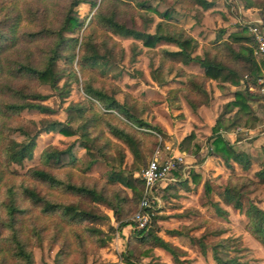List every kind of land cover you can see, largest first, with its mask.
I'll list each match as a JSON object with an SVG mask.
<instances>
[{"label": "trees", "instance_id": "trees-1", "mask_svg": "<svg viewBox=\"0 0 264 264\" xmlns=\"http://www.w3.org/2000/svg\"><path fill=\"white\" fill-rule=\"evenodd\" d=\"M239 1L247 10L259 9L264 26V0ZM170 2L188 12L197 7L207 11L217 5V0ZM81 5L97 9L87 27L76 12ZM52 6L56 12L61 7V16L53 13ZM138 7L153 9L145 0H102L101 4L97 0H0V264H36L34 249L48 239L60 246L55 264H87L89 256L106 248L116 234L132 226L126 219L138 211L144 182L134 169L126 171V148L114 143L105 131L127 146L137 161L142 158L151 136L141 131L160 130L134 114L137 102L130 103L128 94L123 100L117 98V94L122 93L120 88L114 87L111 94L106 91V87L111 86L105 80L111 68V57L115 50L121 49L113 36L142 42L150 49L164 43L175 45L177 51L161 50L155 54L160 58L156 72H176L186 79L180 92L194 113L210 104V83L215 82L222 91L243 85L245 89L235 92L234 100L225 104L212 129L210 155L221 158L228 169L233 163L244 170L251 168L249 156L237 152L223 132L252 129L260 121L250 105L256 97H261L259 92L251 91L262 74L261 62L255 55L254 37L247 28L231 34L228 40H223L224 35L220 33L215 45H204L203 55L194 56L200 43L179 26L161 22L154 34L139 31L134 25L129 27L127 19L144 17ZM171 13L172 8L162 17L171 18ZM103 49L105 54L101 53ZM183 66L200 68L202 74L186 73ZM77 71L84 80L88 102L98 103L102 113L87 104L74 103L67 108L65 122L42 120L38 127L35 121L23 118L26 111L44 115L56 112L42 103L48 96L34 91L31 85L48 86L68 99L73 85L79 83ZM51 133L78 137L79 146L90 160L88 166L85 168L75 154L73 144L65 151L46 150L41 164L25 174L11 169L12 165L32 160L40 135ZM14 135L23 140L14 139ZM195 140L196 133L192 132L180 147L200 157L199 146L196 145L194 151L191 149ZM97 141L103 142V147L98 148ZM114 150L119 154V163L109 164L108 153ZM262 151L264 154V146ZM97 163L110 166L107 180L86 175ZM191 176L194 183H200V174L192 172ZM256 176L259 182L239 179L244 184L227 187L222 197L228 205H234L246 215L248 232L264 246V210L252 201L245 208L242 202L246 192L264 185V156L263 167ZM211 193L207 183L206 203L211 204L217 216L227 220L229 213L219 203L212 202ZM104 208L113 213L117 227L111 224V217ZM150 213L147 228L135 230L129 242L139 244L145 257H155V250L159 249L175 264H186L182 260L184 250L160 236L159 222L163 218L154 211ZM106 225H109L107 232L100 227ZM168 233L184 235L178 230ZM224 234L223 229L206 228L198 240L202 251L206 253L211 247L216 264H249L239 256L222 257L223 252L243 250L240 238H222ZM210 237L218 240L209 246L205 240ZM122 257L125 264H139L133 262L128 253Z\"/></svg>", "mask_w": 264, "mask_h": 264}, {"label": "rangeland", "instance_id": "rangeland-1", "mask_svg": "<svg viewBox=\"0 0 264 264\" xmlns=\"http://www.w3.org/2000/svg\"><path fill=\"white\" fill-rule=\"evenodd\" d=\"M97 1L99 4L102 2V0ZM145 1L153 9L142 10L138 7V12L144 17L139 16L135 20L127 19L128 26L134 25L137 30L149 34H154L157 25L161 22L179 26L200 43L194 56L203 55L204 45H215L220 33L224 35L223 40H228L231 34L238 33L245 28L249 30L253 24H256L258 18L261 19L259 9L253 8L249 9L251 12H247L248 10L239 0H217V6L212 10L205 11L197 7L191 12L183 10L180 6H172L170 0L168 2L162 0ZM52 8L54 9V6ZM170 8H172L171 18L169 16L162 17ZM57 10L58 12L54 9L55 12L53 13L59 17L61 16L59 15L61 7H58ZM96 10H91L89 5H81L76 9L85 27L94 20ZM83 32L84 30L80 33L81 39ZM113 38L121 45V49L115 50L114 56L111 57V68L105 76V80L111 86L106 87V91L111 94L114 87L120 88L122 93L117 94V98L123 100L126 97L125 94H128L130 103L137 102L133 108L134 114L160 130L145 129L141 131L151 136H149V143L142 158L137 161L127 146L114 138L107 130L105 131L106 136L114 143L126 148V171L134 169L136 176L140 178L147 163L157 156L163 160H168L172 156L182 158V162L178 161L176 171L169 176L167 181L159 184L155 190L152 211L155 212V215L163 218L159 222L160 236L184 250L185 256L182 260H185L186 264H216L211 247L204 253L198 240L202 238L206 228L223 229L225 234L222 238H240L243 250L237 253L223 252L222 257L227 259L239 256L242 261L249 264H264V246L248 232V218L234 205H228L222 197L227 187L244 184L239 179L246 178L251 182H259L256 174L263 167L264 156L262 151L264 146V104L261 97H256L250 102L252 109L260 116V121L254 128H243L238 134L236 131L223 132L230 142V135H236L233 136L236 139H233L235 143L231 142V144L237 152L249 156L251 168L244 170L233 163V167L228 169L221 158L210 155L213 148L212 129L221 117L225 104L232 102L235 92L244 90L245 87L243 85L236 88L229 87L228 90L222 91L215 82L210 83L208 85V93L211 96L210 104L194 113L180 92L185 86L186 79L177 75L176 72L168 73L167 70L156 72L160 58L155 54L161 50L177 51L178 48L175 45L150 49L145 47L142 42L133 39L116 36ZM101 53L105 54L104 49ZM183 69L186 73L202 74L200 68L197 67L183 66ZM77 74L79 83L73 85L71 96L68 99H63L48 86L35 87L31 85L34 91L48 96V99L42 103L53 108L56 112L53 115H44L36 111H26L22 114L23 118L35 121L38 127L41 126L42 120L65 122L68 118L67 108L74 103L87 104L95 111L102 113V108L98 103L88 102L89 99L84 92V80L79 71ZM192 132L196 133V140L191 149L194 151L196 145L199 146L201 148L200 157L191 152L182 151L180 147L183 139ZM13 138L18 141L23 140L18 135H14ZM78 140V137H64L56 133L42 134L37 140L33 159L25 161L21 165H12L11 169L25 174L41 164L46 150L54 148L65 151L73 144L76 145L75 154L86 168L90 160L85 150L79 146ZM103 144L101 141L96 142L98 148L103 147ZM108 160L110 161L109 164H118L119 154L117 151L108 153ZM110 170L111 168L107 163H97L86 175L107 180ZM192 172L201 175L199 184L193 182ZM207 183L212 189V202L219 203L229 213L227 220L217 216L211 204L206 203L204 194ZM250 201L264 210L263 184H259L256 188L245 193L242 199L245 208L248 207ZM139 209L140 205H138V211ZM104 210L111 217V224L117 227L118 223L113 213L107 208ZM134 216L133 214L126 219V221L131 222L132 226L124 229L122 234H116L115 239L106 248L89 256L87 264H125L122 256L127 253L130 254L133 262H139V264H175L169 255L159 249L155 250V257L148 258L143 255V250L139 244L129 242L136 230L133 225ZM100 227L106 232L109 230V225ZM172 230L181 231L184 235L171 236L168 232ZM217 240L218 238L210 237L205 240V243L210 246ZM59 249L60 246L52 243L50 239L44 241L41 247L34 249L36 264H55Z\"/></svg>", "mask_w": 264, "mask_h": 264}, {"label": "built area", "instance_id": "built-area-1", "mask_svg": "<svg viewBox=\"0 0 264 264\" xmlns=\"http://www.w3.org/2000/svg\"><path fill=\"white\" fill-rule=\"evenodd\" d=\"M249 31L254 37L255 41V55L259 58L261 62L262 74L257 80L256 88H251V91L259 92L261 99L264 104V26L260 21L253 24ZM241 129H238L236 133L238 134ZM159 154V153H158ZM157 154V155H158ZM178 161L182 162L181 157L174 158L172 156L168 160H163L160 157H155L148 166L142 171L140 178L144 182V192L143 198L140 203V209L135 214L133 225L136 230H144L147 228L151 221V211L153 209V203L155 199L156 187L167 181L169 176L176 171L178 166Z\"/></svg>", "mask_w": 264, "mask_h": 264}, {"label": "crops", "instance_id": "crops-1", "mask_svg": "<svg viewBox=\"0 0 264 264\" xmlns=\"http://www.w3.org/2000/svg\"><path fill=\"white\" fill-rule=\"evenodd\" d=\"M208 1L211 2L212 0H208ZM216 6H217V5H216ZM199 8H201V7H198V9H199ZM214 8H216V7H214ZM214 8H212V9H214ZM212 9H210V10H212ZM203 10H204V9H203ZM205 11H206V10H205ZM207 11H209V10H207ZM247 12H251V10H248ZM245 15H247V14H245ZM260 21H261V19L258 18V19L256 20V23H258V22H260ZM170 45H171V44L164 43V44H162V45H161L160 47H158V48L168 47V46H170ZM169 51H172V52H173L174 50H169ZM230 136H231V142L234 144L235 141H234L233 139H235V138H234L233 136H236V135H235V134H234V135L232 134V135H230ZM235 140H236V139H235ZM233 141H234V142H233ZM238 143H239V142H238ZM163 183H164V182H163Z\"/></svg>", "mask_w": 264, "mask_h": 264}]
</instances>
